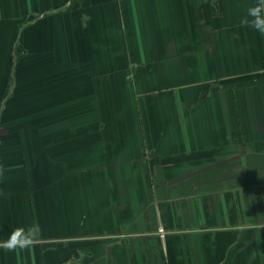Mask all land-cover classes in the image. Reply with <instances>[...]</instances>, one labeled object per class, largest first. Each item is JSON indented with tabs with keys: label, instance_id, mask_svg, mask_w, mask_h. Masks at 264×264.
<instances>
[{
	"label": "crops",
	"instance_id": "obj_1",
	"mask_svg": "<svg viewBox=\"0 0 264 264\" xmlns=\"http://www.w3.org/2000/svg\"><path fill=\"white\" fill-rule=\"evenodd\" d=\"M254 3L0 0V264H264Z\"/></svg>",
	"mask_w": 264,
	"mask_h": 264
},
{
	"label": "clouds",
	"instance_id": "obj_2",
	"mask_svg": "<svg viewBox=\"0 0 264 264\" xmlns=\"http://www.w3.org/2000/svg\"><path fill=\"white\" fill-rule=\"evenodd\" d=\"M240 22L242 25H247L255 32L264 35V0H255V3L248 7L247 14ZM41 235L42 230L39 224H32L27 228L18 226L10 232L7 240L0 242V247L6 251L26 249L31 247Z\"/></svg>",
	"mask_w": 264,
	"mask_h": 264
},
{
	"label": "built area",
	"instance_id": "obj_3",
	"mask_svg": "<svg viewBox=\"0 0 264 264\" xmlns=\"http://www.w3.org/2000/svg\"><path fill=\"white\" fill-rule=\"evenodd\" d=\"M263 70H264V65H263ZM159 231H160L161 234H164V228L163 227L160 228ZM73 264H79V263H73Z\"/></svg>",
	"mask_w": 264,
	"mask_h": 264
}]
</instances>
